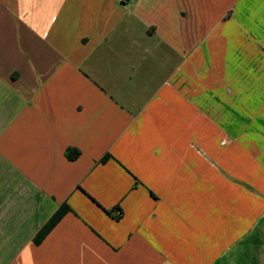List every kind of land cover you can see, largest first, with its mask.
<instances>
[{
	"label": "crops",
	"instance_id": "0c3cea01",
	"mask_svg": "<svg viewBox=\"0 0 264 264\" xmlns=\"http://www.w3.org/2000/svg\"><path fill=\"white\" fill-rule=\"evenodd\" d=\"M0 264H264V0H0Z\"/></svg>",
	"mask_w": 264,
	"mask_h": 264
},
{
	"label": "trees",
	"instance_id": "16d2710c",
	"mask_svg": "<svg viewBox=\"0 0 264 264\" xmlns=\"http://www.w3.org/2000/svg\"><path fill=\"white\" fill-rule=\"evenodd\" d=\"M80 154V151L75 148H67L66 156L70 160L76 159ZM105 160V157H104ZM69 210L66 204L62 205L56 213L48 220V222L41 228L37 235L38 240L42 238L54 225L55 223ZM119 217V216H118Z\"/></svg>",
	"mask_w": 264,
	"mask_h": 264
}]
</instances>
